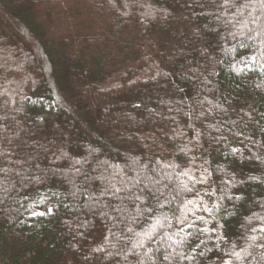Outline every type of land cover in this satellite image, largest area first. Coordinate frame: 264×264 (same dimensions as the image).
I'll use <instances>...</instances> for the list:
<instances>
[{"label": "trees", "instance_id": "obj_1", "mask_svg": "<svg viewBox=\"0 0 264 264\" xmlns=\"http://www.w3.org/2000/svg\"><path fill=\"white\" fill-rule=\"evenodd\" d=\"M0 264H264V0H0Z\"/></svg>", "mask_w": 264, "mask_h": 264}, {"label": "rangeland", "instance_id": "obj_2", "mask_svg": "<svg viewBox=\"0 0 264 264\" xmlns=\"http://www.w3.org/2000/svg\"><path fill=\"white\" fill-rule=\"evenodd\" d=\"M257 7V10H258V6H256ZM244 7L242 6V4H237V5H235V9H236V14H235V18H236V16H238L239 15V13L241 12V10L243 9ZM234 18V19H235ZM140 26L141 27H143V28H146L147 27V24H142V23H140ZM34 63H37V62H35L34 61ZM27 70H29V68H26V71ZM13 167H17L18 165H12Z\"/></svg>", "mask_w": 264, "mask_h": 264}]
</instances>
